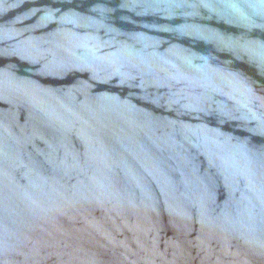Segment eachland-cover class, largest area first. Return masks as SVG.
<instances>
[{
  "label": "water",
  "instance_id": "obj_1",
  "mask_svg": "<svg viewBox=\"0 0 264 264\" xmlns=\"http://www.w3.org/2000/svg\"><path fill=\"white\" fill-rule=\"evenodd\" d=\"M0 264H264V0H0Z\"/></svg>",
  "mask_w": 264,
  "mask_h": 264
}]
</instances>
